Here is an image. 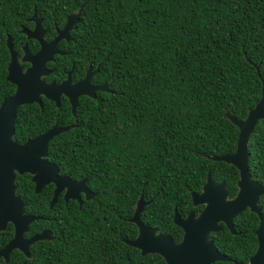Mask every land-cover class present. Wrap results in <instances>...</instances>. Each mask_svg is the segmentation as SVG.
I'll list each match as a JSON object with an SVG mask.
<instances>
[{"label":"trees","instance_id":"16d2710c","mask_svg":"<svg viewBox=\"0 0 264 264\" xmlns=\"http://www.w3.org/2000/svg\"><path fill=\"white\" fill-rule=\"evenodd\" d=\"M81 5L70 40L58 43L62 54L46 64L50 74L44 79L59 83L70 71L74 82L90 65L97 69L90 83L106 84L110 92L80 96L76 118L64 97L58 107L44 98L41 109L21 105L13 138L21 143L53 124H73L49 141L46 159L72 180L110 178L89 180L93 202L78 207L58 196L49 208L51 189L34 194L30 176L16 175L25 214L41 217L24 237L47 229L52 239L31 244L28 259L13 250L0 264H165L122 243L136 235L127 219L141 195L150 202L140 222L177 242L182 231L172 222L173 209L181 217L202 209L192 206L190 192H200L207 174L224 182L228 198L236 193L237 170L205 155L235 150L237 129L223 114L242 120L261 97L264 0H0V103L15 90L5 80L6 37L18 57L23 44L34 52L38 44L20 33L32 27L31 15L41 18L50 40ZM246 149L250 177L264 186V118ZM257 205L264 217V195ZM257 225L258 217L246 209L232 220L235 234L220 224L209 238L219 253L246 263L256 249ZM12 231L7 224L0 232V248Z\"/></svg>","mask_w":264,"mask_h":264},{"label":"water","instance_id":"95a60500","mask_svg":"<svg viewBox=\"0 0 264 264\" xmlns=\"http://www.w3.org/2000/svg\"><path fill=\"white\" fill-rule=\"evenodd\" d=\"M82 7L83 5L76 12L66 16L63 26L56 29L54 37L49 41L43 38L44 30L40 27V19L35 15L30 17L29 20L33 22L32 28H21L20 32L27 39L37 41L39 47L35 52H30L26 45H23L21 56L18 58L17 53L12 49L10 37L7 36L5 40L9 51L5 80L12 84L15 90L0 103V232L5 230L7 224H11L13 228L12 237L0 248V259L4 262H7L13 250L28 259L30 257L28 248L31 244L52 239L49 230L24 237L30 223L40 217L24 213L25 204L16 194V175L26 173L30 176L34 194H38L44 185L53 184L49 208L62 192L64 202L75 200L78 202V207L82 203L79 193L85 194V200L92 196L86 190V180L75 181L60 174L58 167L46 159L49 141L54 136L72 129L73 124L65 127L53 124L40 135L21 143L13 138L16 110L21 105L35 103L41 109V98H44L58 107L60 97H64L70 105L73 117L76 118L75 108L80 96L95 99L97 91L110 92L106 84L94 86L90 83L91 76L97 70H92L90 65L84 76L74 82L70 78V71L59 83L44 79L50 74L46 64L52 62L55 55L62 54L56 46L61 40L66 42L70 40L68 32L77 22ZM22 63L27 64V67L23 68ZM261 91L260 99L247 111L244 119L237 120L228 111L223 114V117L237 129L235 150L218 156L205 155V158L211 161L230 164L237 170L234 196L228 198L224 182H213L207 174L200 192H190L192 206H202V209L197 214L191 211L184 217H181L175 208L173 209L172 222L182 231L180 240L175 242L170 236L158 233L155 228L140 222L139 214L150 201H143L142 196L139 195L133 205L132 215L127 219L136 226V235L133 239L121 238L122 243L138 250L140 256L156 254L165 264H212L216 261H227L232 264H264V217L261 216L260 207L257 205L259 197L264 195V186L250 177L246 149V143L255 123L264 118V82ZM246 209L258 217V225L254 231L257 245L254 253L246 263H243L219 253L209 235L220 231V224L230 234H235L232 220Z\"/></svg>","mask_w":264,"mask_h":264},{"label":"flooded vegetation","instance_id":"af4514ba","mask_svg":"<svg viewBox=\"0 0 264 264\" xmlns=\"http://www.w3.org/2000/svg\"><path fill=\"white\" fill-rule=\"evenodd\" d=\"M41 19V18H40ZM41 24V23H40ZM56 29H59V28H55V31H56ZM54 37V36H53ZM24 45V44H23ZM23 45H21V47L23 46ZM20 47V48H21ZM23 64V63H22ZM89 66V65H88ZM27 67V66H26ZM88 69V68H87ZM94 86H97V85H94ZM92 178H110V177H83V178H80V179H78V180H81V179H84V180H86V182H85V187H86V190L88 191V192H90L91 194H92V196H91V198L90 199H88V200H85L84 199V196H85V194L84 193H79V198L82 200V202H84V201H92L93 202V200L95 199V192L93 191V190H91L90 189V187L88 186V182H89V180L90 179H92ZM78 180H75V181H78ZM43 188H46V189H51V196H52V192H53V189H54V185L53 184H47V185H44L43 187H42V189ZM106 193H108V192H106ZM58 196H60L62 199H63V192L61 193V194H59ZM50 199H51V197H50ZM116 200V199H115ZM67 201H73V202H75V203H77L78 204V202L77 201H75V200H67ZM48 204H49V201H48ZM82 204V203H81ZM49 207V206H48ZM42 230H47V229H41V230H39V231H42ZM38 231V232H39ZM50 231V230H49ZM51 232V231H50ZM51 235H52V232H51ZM234 260V259H233ZM238 261V260H237Z\"/></svg>","mask_w":264,"mask_h":264},{"label":"clouds","instance_id":"9594fccd","mask_svg":"<svg viewBox=\"0 0 264 264\" xmlns=\"http://www.w3.org/2000/svg\"><path fill=\"white\" fill-rule=\"evenodd\" d=\"M33 15H35V14L33 13V14L31 15V17H32ZM35 16H36V15H35ZM36 18H37V19H40V18L37 17V16H36ZM29 19H30V18H29ZM29 19H28V20H29ZM29 21H30V20H29ZM30 22L32 23V26H33V22H32V21H30ZM40 23H41V19H40ZM40 27H41V24H40ZM22 28H23V27H22ZM31 28H32V27H31ZM31 28H29V29H31ZM26 29H27V28H26ZM41 29H42V27H41ZM20 30H21V29H20ZM20 33H21V32H20ZM21 34H23V33H21ZM23 35H24V34H23ZM24 36H25V35H24ZM6 38H7V37H6ZM25 38H26V36H25ZM43 38H44V35H43ZM52 38H53V37H52ZM26 39H27V38H26ZM28 40H29V39H28ZM32 40H33V39H32ZM44 40H45V39H44ZM50 40H51V39H50ZM34 41H35V40H34ZM46 41H49V40H46ZM35 42L37 43V41H35ZM37 44H38V43H37ZM24 45H26V44H24ZM38 47H39V46H38ZM21 48H22V47H21ZM13 51H14V50H13ZM21 52H22V51H21ZM34 52H35V51H34ZM20 56H21V55H20ZM20 56H19V57H20ZM19 57H18V58H19ZM21 66H22V65H21ZM24 68H25V67H24ZM15 184H16V183H15ZM32 185H33V184H32ZM16 188H17V185H16ZM24 213H25V212H24ZM39 219H41V217H40ZM12 229H13V228H12Z\"/></svg>","mask_w":264,"mask_h":264}]
</instances>
